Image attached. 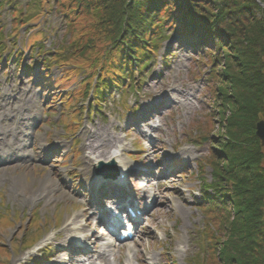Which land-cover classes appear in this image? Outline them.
I'll list each match as a JSON object with an SVG mask.
<instances>
[{"label": "rangeland", "instance_id": "374dc122", "mask_svg": "<svg viewBox=\"0 0 264 264\" xmlns=\"http://www.w3.org/2000/svg\"><path fill=\"white\" fill-rule=\"evenodd\" d=\"M43 1L0 0V247L9 249L0 263L192 264L193 257L206 258V229L215 233L220 223L213 222L215 211L208 216L204 210L201 183L211 180V143L219 141L210 134H225L209 105L208 58L168 31L140 86L112 90L101 112L89 108L81 117L65 98L71 93L72 105L91 107L94 99L81 95L88 67L59 60L73 56L82 34L87 38L83 27L91 13L74 23L53 0L46 8ZM34 50L43 51L48 69L32 58ZM164 54H172L167 66ZM10 141L14 151L4 155ZM112 155L126 170L128 196L148 203L134 237L124 242L106 222L127 194L88 166L91 161L97 169ZM22 183L30 194L19 190ZM31 221L32 229L41 226L38 242L20 248Z\"/></svg>", "mask_w": 264, "mask_h": 264}, {"label": "trees", "instance_id": "16d2710c", "mask_svg": "<svg viewBox=\"0 0 264 264\" xmlns=\"http://www.w3.org/2000/svg\"><path fill=\"white\" fill-rule=\"evenodd\" d=\"M53 1L71 22H77L84 11L91 13V24L83 27L87 38L83 39L82 34L73 56L59 60L63 65L80 63L88 67L81 95L93 97L91 112H101L112 90L142 84L143 73L157 57L168 31L187 40L188 47L208 58L212 95L209 105L213 116L219 115V128L225 134H210L219 141L211 143V180L203 179L201 193L204 210L208 216L215 211L217 218L213 217V222L220 224L215 233L206 229L207 257H193L191 263L264 264V149L255 135L256 123L264 116L261 4L257 0ZM259 1L264 4V0ZM50 2L44 0L42 4L46 8ZM34 55V59L40 58L38 64L48 69L49 60L43 58V51L34 50L32 58ZM171 57L164 54L162 64L167 66ZM65 77L67 82L70 76ZM45 79H50L47 86L54 81L50 73ZM127 81L130 84L126 85ZM71 97V93L66 96V103L82 117L88 108L72 105L76 99ZM8 224L6 220L4 225ZM31 226L32 221L20 248L33 244L41 230L39 224L33 229ZM8 250L0 247V253Z\"/></svg>", "mask_w": 264, "mask_h": 264}, {"label": "water", "instance_id": "95a60500", "mask_svg": "<svg viewBox=\"0 0 264 264\" xmlns=\"http://www.w3.org/2000/svg\"><path fill=\"white\" fill-rule=\"evenodd\" d=\"M262 6L264 7V5ZM256 130V136L261 140L262 144H264V121L259 122L256 125ZM97 174L116 178L119 175V171L114 161L111 163L100 162V166L97 169Z\"/></svg>", "mask_w": 264, "mask_h": 264}, {"label": "bare ground", "instance_id": "6f19581e", "mask_svg": "<svg viewBox=\"0 0 264 264\" xmlns=\"http://www.w3.org/2000/svg\"><path fill=\"white\" fill-rule=\"evenodd\" d=\"M4 149V155H10L13 151H14V144H13V142L12 141H10V142H8L7 143V145H6V147H4L3 148ZM6 150V151H5ZM7 157V156H6ZM111 160H113V161H115L116 162V164H117V166H119V168H120V170H122V172H124V171H126V170H124L123 169V167H122V165H121V163H120V161H119V159L117 158V157H115V156H111ZM95 168L96 167H94V172H95ZM121 173V172H120ZM29 187L30 186H25L23 183L20 185V191H23L24 190V192L25 193H27V194H30V192H29ZM123 193H124V191L123 190H121ZM110 196H113V194H110Z\"/></svg>", "mask_w": 264, "mask_h": 264}]
</instances>
